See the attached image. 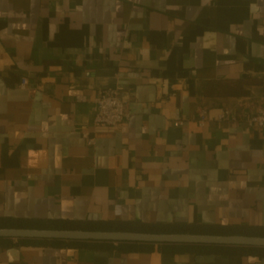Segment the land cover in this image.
<instances>
[{
  "label": "crops",
  "instance_id": "obj_1",
  "mask_svg": "<svg viewBox=\"0 0 264 264\" xmlns=\"http://www.w3.org/2000/svg\"><path fill=\"white\" fill-rule=\"evenodd\" d=\"M229 77L248 93H204ZM107 87L129 116L95 126ZM263 100L264 0H0V217L264 225V127L247 123ZM0 264L264 256L0 238Z\"/></svg>",
  "mask_w": 264,
  "mask_h": 264
},
{
  "label": "trees",
  "instance_id": "obj_2",
  "mask_svg": "<svg viewBox=\"0 0 264 264\" xmlns=\"http://www.w3.org/2000/svg\"><path fill=\"white\" fill-rule=\"evenodd\" d=\"M251 80L240 77L222 78L204 85V93L209 96H242L248 93L247 85ZM0 227L26 228H54V229H83V230H122L149 233H195V234H240L249 236H264V225L230 224V223H177L125 220H79L60 218L57 220H19L0 217ZM58 241V239H52ZM141 244V242H102L106 247L126 249ZM163 251L174 252L190 250L206 253L251 254L264 256V247L230 246V245H203V244H157Z\"/></svg>",
  "mask_w": 264,
  "mask_h": 264
},
{
  "label": "water",
  "instance_id": "obj_3",
  "mask_svg": "<svg viewBox=\"0 0 264 264\" xmlns=\"http://www.w3.org/2000/svg\"><path fill=\"white\" fill-rule=\"evenodd\" d=\"M0 238L81 240L116 244L120 242H141L153 244L174 243L264 247V236L240 234L149 233L122 230L0 227Z\"/></svg>",
  "mask_w": 264,
  "mask_h": 264
},
{
  "label": "built area",
  "instance_id": "obj_4",
  "mask_svg": "<svg viewBox=\"0 0 264 264\" xmlns=\"http://www.w3.org/2000/svg\"><path fill=\"white\" fill-rule=\"evenodd\" d=\"M28 84V78L22 77L19 83L21 88H25ZM77 100L86 101L85 95H77ZM93 104L94 117L93 124L95 126H116L124 122L129 116V110L126 101L123 99L120 91L117 88L107 87L100 89L96 94L89 99ZM264 101V100H263ZM206 110L200 109L199 124L203 123ZM229 111L224 109L219 115L218 119L227 117ZM182 121H174V125L181 124ZM247 123L250 126L264 127V106L260 107L258 111L247 118ZM83 136L87 138L89 144L93 143V138L87 132H83Z\"/></svg>",
  "mask_w": 264,
  "mask_h": 264
}]
</instances>
